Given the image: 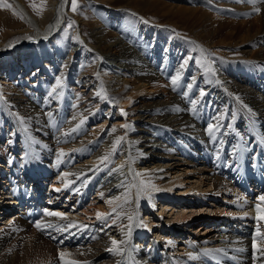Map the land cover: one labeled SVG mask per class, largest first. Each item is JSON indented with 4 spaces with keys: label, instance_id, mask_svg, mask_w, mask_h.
Instances as JSON below:
<instances>
[{
    "label": "bare ground",
    "instance_id": "obj_1",
    "mask_svg": "<svg viewBox=\"0 0 264 264\" xmlns=\"http://www.w3.org/2000/svg\"><path fill=\"white\" fill-rule=\"evenodd\" d=\"M9 1L35 30L16 32L13 38L18 40L0 44V78L4 81L0 82V264H264V257L253 249L255 236L256 247L264 250V201L260 199L264 196V171L258 173V167L264 165V146L252 144L258 154L251 166L244 161L240 143V138H247V131L257 141L264 137V94L247 79L253 68L256 73L264 71V0L255 4L196 0L199 3L184 9L183 15L180 6L168 11L178 18L191 15L200 24L193 33L199 43L178 35L180 21L152 24L141 13L101 4L92 19L103 22L106 29L93 32L96 43L87 45L89 48L79 33L83 19L68 11V0H50L45 11L47 25L40 24L42 20L23 0ZM127 1L151 8L158 3ZM104 3L117 4L112 0ZM239 15L243 20H238ZM65 16L73 20V37L78 34L88 54H84L80 78L71 68L66 72L80 49L61 59L65 75L57 76L60 91L51 94L43 86L51 72L43 77L38 69L47 66L48 70V46ZM108 28L116 29L117 34ZM139 38L147 50L157 49L153 59L167 56L159 72L153 65H144L146 60L138 55ZM107 39L112 42L107 44ZM248 45L261 47L252 52L244 48ZM162 46L168 53L158 51ZM210 49L227 56L240 53L249 62V70L242 64L241 69H232L225 59L213 60L208 55ZM58 53L53 54L54 62L61 56V51ZM93 56L102 61L93 65ZM218 72L224 74L225 81ZM189 73L193 75L188 77ZM24 76L39 78L38 90L23 93L25 101L15 95L17 83L10 82L14 77L22 82ZM196 77H206L202 90L216 94L215 99L206 101V110L191 109L198 89ZM82 83L85 92L76 90ZM165 87H171L170 91H164ZM142 88L151 91V98L140 99ZM158 90L167 91L164 99ZM9 91L8 98L16 101L2 96ZM36 91L39 102L35 101ZM70 94L78 103L69 106ZM129 102V109H123ZM52 109L70 117L57 119ZM129 112L133 115L130 129L122 127L128 124L125 115ZM108 116L120 119L117 126L103 128L101 121L92 131L86 128ZM64 123L67 131L60 128ZM209 125L214 129L211 133ZM5 138L11 139L7 145ZM118 138L122 139L114 149ZM219 139L224 143L215 150ZM233 139L237 141L226 143ZM203 143L208 148L199 149ZM221 151L236 154L238 166L226 168L219 158ZM76 158L79 164L73 165ZM252 167L259 178L253 179L255 189L249 191L251 186H246L239 190V177L247 178ZM29 168L34 174H28ZM40 173L52 176L51 181L47 184ZM72 181L76 191L69 186ZM94 199L95 203L91 202ZM198 201L207 205L214 201L218 206L199 212L194 204ZM78 205L84 209L75 211ZM46 211L60 213L63 218L47 216ZM97 213L105 215L97 219ZM200 215L202 220L197 218ZM112 240L118 242L119 253L108 251ZM241 248L244 251H238ZM61 252L65 253L63 259Z\"/></svg>",
    "mask_w": 264,
    "mask_h": 264
},
{
    "label": "rangeland",
    "instance_id": "obj_2",
    "mask_svg": "<svg viewBox=\"0 0 264 264\" xmlns=\"http://www.w3.org/2000/svg\"><path fill=\"white\" fill-rule=\"evenodd\" d=\"M102 1V2H101ZM108 0H77V3H78V9H77V11H75V12H73L72 10H71V0H68L67 1V4H68V11L70 12V13H72V15L74 14V16H76L77 18H82L83 19V22H82V24L80 25V30H79V33H80V37L82 38L81 40H83L84 41V45L87 47V48H89L90 46L92 47V46H94V44L96 43V41H95V39H94V37L92 36L93 35V32L94 31H98V30H100V29H106V27L104 26V23L102 22V23H97L96 22V19L95 20H93L92 18L94 17V15L97 13V10H98V5H100L101 6V4H103V5H105V6H108V7H113L114 9L115 8H120V7H122L123 9H119V10H122V11H124V10H126V11H134V12H138V13H141L143 16H144V20H146V21H148V22H151L152 24L153 23H169V24H167V25H170L171 24V22L172 21H175V20H177V21H180V22H178L177 23V32H178V35H180V36H185L187 39L189 38V39H191V41L193 40V41H196V40H194L195 39V37H194V35H193V33H194V29H196L198 26L200 27V24H198V23H196V22H194L195 20H193L192 18H190L191 17V15H188V17H184V18H178V16H172V15H169L168 13H171L170 12V10L173 12V11H175L176 10V6H180L179 8H181V10H180V14H181V12H182V14L181 15H183V13H185V11H183L184 9H187L188 7H191V6H193V4H198L199 2V0L198 1H189V0H157L158 1V3H157V5H156V7L154 8V7H148V6H145L144 5V7H143V4L142 3H138V2H134V5L132 6V5H130L129 3L130 2H128L127 0H112V1H115L117 4H114V3H112V5L111 4H109V3H104V2H107ZM43 2V4H44V7H43V10L42 11H40L39 12V14H37V11H34L33 10V7H31L30 5H32V4H35L36 6H37V8H39V6L41 5V3ZM23 3L25 4V6L30 10V12H32L35 16H36V18H38V19H40V20H42V23H40L41 25H47L48 24V22H49V17H46V15L47 14H45V11L47 10V8H48V6L50 5V0H23ZM127 4H129V5H127ZM142 4V5H141ZM5 5H8V6H5ZM200 5V4H199ZM132 6V7H131ZM175 6V7H174ZM104 7V6H103ZM131 7V8H130ZM140 7H141V10H140ZM143 8V9H142ZM169 11V12H168ZM168 12V13H167ZM167 13V14H166ZM174 14H175V12H174ZM44 15H45V17H44ZM170 16V17H169ZM220 16V15H219ZM176 18V19H174V18ZM243 18L244 17H242V15H239L238 16V20H243ZM170 19H173L172 21L170 20ZM192 20V21H191ZM193 23V24H192ZM41 25H38V27L40 26V28L42 27ZM104 26V27H103ZM183 26V27H182ZM171 27V26H170ZM192 28V29H191ZM102 29V30H103ZM29 30H35V27H33V26H31V27H29V26H27V24H26V19H25V17L23 16V14L16 8V7H14L13 5H12V3H11V1H9V0H0V44H2V43H7L9 40H18V39H14L13 38V36H14V34L16 33V32H23V33H26V32H28ZM57 30V29H56ZM108 30L109 31H113V32H116V34H117V31H116V29H110V28H108ZM74 23H73V20L70 18V17H68V16H65V19H64V21H63V23H62V25L59 27V30H57V31H55V34H54V40H52V42H50V44H49V46H48V50H50L51 51V53L49 54L50 56H51V60L49 61V60H46L47 61V64H48V70L46 71V69H47V66H45L44 67V70H42L41 69V67L38 69V72H40L39 73V76H45V74H48V73H50V75H48V80H44V84H43V86L45 87H47V89H48V91H50L51 90V94L52 93H56L57 91H60V89L58 90L57 88H58V83H57V81H59V79L58 80H56L57 79V76H59V75H61V76H64L65 74L64 73H62L64 70H65V68H63L62 67V63L64 62V61H62V63H61V59H63V60H66V57H70L72 54H74L75 52H77L79 49H80V51H81V53L79 54H77L76 55V57L74 56V60H71V62L69 63V67L67 68V71L66 72H70L69 70H70V68L72 69V71L74 72V73H76L75 74V76H77L78 75V77L79 76H81L80 75V73H82L83 72V68H84V66H83V61H84V57H86L87 56V52H86V50L84 49V46L81 44V41H78V34H76V37H73L74 36ZM110 32V33H111ZM54 33V32H53ZM81 33H82V35H81ZM112 34V33H111ZM108 40V41H107ZM106 40V43L107 44H110L111 42H112V40H110V39H107ZM137 41H138V47L136 46V50H137V52H138V55L140 56V58H144V60H146L145 61V63H144V65H146V66H152V67H154V71L155 72H159L161 69H163V67H164V63H165V59H167V56H160V57H158V58H156L155 57V59H153V55H154V53H155V50H157V49H154V52L153 51H151L152 50V48L151 49H148L147 50V46L146 47H144V46H142L141 44H139L141 41H140V38H139V40L138 39H136ZM197 43H199L198 41H196ZM144 43V42H143ZM89 47H88V46ZM137 45V44H136ZM142 46V47H141ZM209 46H211L212 47V45H209ZM141 47V48H140ZM150 47H152V44L150 45ZM259 47H261V46H253V45H248V46H246V47H244L246 50H249V51H251L252 50V52H255L256 51V49L258 48L259 49ZM55 49H56V51H55ZM141 49V50H140ZM214 49V48H213ZM212 49V50H213ZM255 49V50H254ZM58 50L59 51H61V56L58 58V60L56 61V62H54L53 61V54H56V56H58L59 55V53H58ZM145 50H147V51H145ZM167 49L166 48H164L163 46L162 47H158V51H160V52H162V54H164V52L165 53H168L167 51H166ZM211 49H210V52H208V55L210 56V57H212L213 58V60H224L225 59V62H227V63H230L231 64V68L232 69H236V68H238V69H241V67L239 66V64H242V65H245V67H246V69H248L249 70V68H248V66H247V63H249V62H247V60H245L244 59V57H242L241 55H240V53H237V54H230V55H228L227 56V54H225V52L224 53H222V54H219V53H216V52H214V50L212 51ZM148 51H150L149 53H148ZM223 51V50H222ZM58 53V54H57ZM86 56H85V55ZM145 55V56H144ZM224 55V56H223ZM81 56H83V57H81ZM150 56V57H149ZM63 57V58H62ZM95 57V58H94ZM92 58V61H91V63H93V65L94 64H99L101 61H102V58H100V59H98L96 56H93V57H91ZM47 59H49V58H47ZM60 59V60H59ZM81 61H80V60ZM105 59V58H104ZM227 59V60H226ZM148 60V61H147ZM213 60L211 61V62H213ZM106 61H109L108 59H106ZM111 61V60H110ZM160 61V62H159ZM74 62V63H73ZM154 62V63H153ZM253 62V61H252ZM254 63V62H253ZM92 65V66H93ZM50 66V67H49ZM253 68V67H252ZM69 69V70H68ZM198 69H200V67H198ZM255 68H253L252 69V71H251V73L249 74V75H247V76H249V78H247V76H245L244 77V79L245 78H247L248 79V81H250L249 83H254V85L256 86V88L262 93V94H264V71H262L261 70V72L260 73H256L255 72V70H254ZM43 71H45L44 73H43ZM234 71L235 70H232V72L234 73ZM33 71L32 70H30V73H32ZM92 72V71H91ZM191 72V71H190ZM202 72V71H201ZM200 72V73H201ZM43 73V74H42ZM93 73H94V71H93ZM219 73V75L223 78V81H225V79L224 78H226L225 76H223L224 74H222L221 72H218ZM253 73H255V74H253ZM63 74V75H62ZM191 74L193 75V73H189V76L188 77H191ZM252 74V75H251ZM38 75V74H37ZM0 76H2V75H0ZM255 77V78H254ZM24 79H23V81L22 82H20L19 81V78H16V77H14V79H12L10 82H16L17 83V85L16 86H14V88L13 89H17L18 91H16L17 92V94H15V95H17V96H19V97H21L20 99H22V100H26V98H27V96H25L23 93H25V92H33L32 90H38L39 89V85L37 84V81H38V79H37V77H36V79L34 80H32L31 78H29V79H27V76H24L23 77ZM80 78V77H79ZM84 79V78H83ZM250 79V80H249ZM2 79L0 78V82H4V81H1ZM40 80H42V79H40ZM198 80V81H197ZM261 81V82H258V81ZM25 81H28V83H26ZM206 82H207V78L206 77H203L202 79H200L199 77H196L195 79H194V83H195V85H196V87L198 88V89H196V92L194 93L195 95H193V97H194V99H192V101H193V104H192V107H191V109L193 108V107H195V109H197V108H199V107H201L203 110H206V101L207 100H213V99H215V97H216V94L214 93V92H212L211 93V91H210V89L208 90H206V91H203L202 89H204L205 87H206ZM27 84H29V86L27 85ZM47 84V85H46ZM85 84V83H84ZM83 83L82 84H80L79 86H78V88L76 89L77 91H79V92H85V90L87 89V88H85L83 85H84ZM2 84L0 83V86H1ZM22 85V86H21ZM55 85V86H54ZM18 87V88H17ZM208 87V86H207ZM11 88V89H12ZM170 88L171 87H169V88H167V87H165L164 88V91L165 90H167V91H170ZM9 90H10V88H9ZM14 90V91H15ZM24 92H23V91ZM84 90V91H83ZM164 91H162V90H158V93H161V95H163V96H161V99H164L165 97H166V94H167V91H166V93L164 92ZM140 94H141V96H140V99L141 100H143V99H149V98H151V95H152V93H151V91H149L148 90V88L146 89V88H142L141 90H139L138 91ZM201 92H203L204 93V95L203 96H201ZM11 93V91H9L8 93H7V95H5L6 94V92H4L3 94H2V96L7 100V101H16L17 99H14V98H11V99H9L8 98V95ZM163 93V94H162ZM31 94V93H30ZM197 94H198V96H197ZM39 95V96H38ZM23 96V97H22ZM36 96V97H35ZM135 96H136V94H135ZM25 97V98H24ZM34 97H35V101L36 102H39V99H41L40 98V94H37V91H36V93L34 94ZM212 97V98H211ZM32 98H33V95H32ZM38 100H37V99ZM203 98V99H202ZM206 98V99H205ZM44 99V98H43ZM67 100H69L70 102H69V106L72 104V103H76V102H74V97L70 94L69 95V98L67 99ZM201 100V101H200ZM202 102V103H201ZM78 103V102H77ZM196 103V104H195ZM131 104H132V102H131ZM130 102H129V104H127L126 106H124L123 107V109H129V107H130ZM205 104V105H204ZM223 105V104H222ZM222 105L220 106V108L222 107ZM194 109V110H195ZM54 109H52V111H53ZM68 110V109H67ZM193 110V111H194ZM208 110H210L209 108H208ZM45 112L44 113H46V110H44ZM55 111V110H54ZM212 111H214V112H216L217 113V111L215 110V108H213V110ZM17 112V111H16ZM18 116L19 115H22L21 113H19V112H17L16 113ZM58 114V111H55V115H57ZM59 114H60V116H59ZM58 115H57V119H60V118H64V116L66 115V112H64L63 114L60 112ZM132 113H127L125 116V121H127L128 122V124H127V127H128V129H130L131 128V126H132V117H133V115H131ZM45 115V114H44ZM66 117L68 118V117H70V116H68V115H66ZM120 118V117H119ZM62 120V119H61ZM104 121V126H103V128H106V127H110V126H117V124H116V122L117 121H120V119H112L111 118V116H108V117H101V118H99L98 119V123L97 124H94V123H91V124H89L88 125V127H86V128H88V130L89 131H92V127H95L96 125H98V127H99V125H101V123ZM115 123V124H114ZM114 124V125H113ZM91 125V126H90ZM65 126V127H64ZM67 124L66 123H64V124H62V125H60V128H61V130H63V131H67ZM243 127H244V129H246L247 127H246V124L244 123L243 124ZM176 133V132H175ZM174 132H172V134H175ZM252 132H250V131H247L246 132V134H247V138H240V143H241V145H242V147L244 148V153H245V163L246 164H249V165H254V164H256V161H257V151H255L253 148H252V144L254 143V142H257L258 143V146H264V137L262 136V139H260L259 137V140L257 141L256 140V136L252 133ZM167 134V133H166ZM245 135V134H244ZM220 136L221 137H223V131L221 132V134H220ZM226 137H228V136H226ZM245 137H246V135H245ZM94 139H97L98 138V135H96V136H94L93 137ZM10 140L11 139H9V140H7L6 138L3 140V143L5 144V145H7L8 144V142H10ZM43 140H46V139H43ZM237 141V139H233V141H227L226 143L227 144H233V143H235ZM221 143H224V142H221V140L219 139V140H217L216 141V145H215V150H218L221 146H220V144ZM57 144H59V141H57ZM203 147V149H206V148H208V146H205V144L203 143V145H199V149L200 148H202ZM202 151V150H201ZM255 153V154H254ZM17 155H20V153H19V151L16 153ZM216 155H218V154H216ZM213 158H216L215 156H212ZM219 158H220V161H222L225 165H226V168H232V167H234V168H236L237 166H238V161H237V155L236 154H228V153H224V152H222L221 151V155L219 156ZM222 158L224 159V161L222 160ZM78 161V159L76 158L75 159V163L73 164V165H78L79 164V162H77ZM219 161V162H220ZM217 162V161H216ZM219 162H217V163H219ZM38 168H40L39 166H37ZM253 168V167H252ZM41 169V168H40ZM262 170L264 171V165H263V167L262 168H259L258 167V173L259 172H262ZM263 173V172H262ZM41 174V173H40ZM41 178H44L46 181H47V184L51 181V179H52V176H48V175H43V174H41V176H40ZM73 184H74V181H72V183H70V187H72V189H73ZM255 188H253V187H251L250 188V190L249 191H253ZM240 190V189H239ZM258 190H260V187L258 188ZM73 191H76L75 189H73ZM207 193H204V195H206ZM201 195V194H200ZM94 196H96L95 194H94ZM195 196V195H194ZM207 196V195H206ZM188 197V196H187ZM207 199H208V197H206ZM97 200V199H96ZM95 199L93 200V201H91V202H94L95 203V201H96ZM203 199H201L200 201H202ZM84 201H86L87 203L89 202V200L86 198V199H84ZM200 201H198V202H196V203H194L195 204V207H196V209L197 210H199V212H204V210L206 211V209L208 210V208L210 209V208H212L213 206H218V202H217V204L214 202V201H211V203H209L208 205H207V203H202V202H200ZM182 202H184V201H182ZM209 202V201H208ZM87 203H83L84 205L86 204L87 205ZM90 204H92V203H90ZM98 204V203H97ZM204 204H206V205H204ZM219 205H221V204H219ZM80 206L78 205V206H75V211H79L78 210V208H79ZM197 207H202V208H197ZM207 207V208H206ZM215 208V207H214ZM80 209L82 210V209H84V207H80ZM202 209V210H201ZM221 209V208H220ZM64 210H65V208H63V210L61 211V213H63L64 212ZM212 216V215H211ZM213 217H215L214 215H213ZM212 217V218H213ZM199 220H202L203 219V216L202 215H200V216H198L197 217ZM146 219V218H145ZM27 222V221H26ZM28 223V222H27ZM214 224V223H213ZM7 226V225H6ZM195 226V228H197L198 226H199V224H196V225H194ZM151 229H153V228H151Z\"/></svg>",
    "mask_w": 264,
    "mask_h": 264
},
{
    "label": "snow or ice",
    "instance_id": "obj_3",
    "mask_svg": "<svg viewBox=\"0 0 264 264\" xmlns=\"http://www.w3.org/2000/svg\"><path fill=\"white\" fill-rule=\"evenodd\" d=\"M246 2L251 3V4H255L257 2V0H246ZM5 6H8V5H5ZM30 6L33 7V10L34 11H37V14H39V12L43 10L44 4L42 2L41 5L39 6V8H37V6L35 4H32ZM77 9H78L77 0H71V10L73 12H75V11H77ZM254 10L257 13L260 11L259 8H255ZM181 67H183V65ZM178 79H179V76L174 77L173 80H172V83L175 84ZM57 83L59 84L60 82L57 81ZM189 87H191V85H189ZM203 95H204V93L201 92V96H203ZM249 111L251 112L252 110L249 109ZM252 114L255 115V113H252ZM122 127H127V125H122ZM213 130H214L213 129V126L212 125H209V128H208L209 133H211ZM121 139L122 138H118L117 139L116 143L113 145V148L114 149L116 147V144H118ZM105 159H106V157H105ZM137 175H139V174H137ZM57 191H59V189ZM116 199H119V197H117ZM260 199L262 201H264V196H261ZM109 203H112V201H109ZM257 208L259 209V206H257ZM45 215H47V216H58V217L63 218L62 217V214H60V213H53V212H47L46 211L45 212ZM96 215H97V219H101V218L104 217L105 214L97 213ZM245 215H247V213H245ZM129 219H131V217H129ZM36 227L38 229H40L41 226H40V224H37ZM48 227H51V225H48ZM257 235H259V232L257 233ZM112 245H113L112 248L108 249V251H110V252H117V253H119L121 251V249L118 246V242L116 240H112ZM253 249H254V253L258 252L261 257H264V250H261V249H259V248L256 247V237L255 236L253 237ZM216 251L223 252V249H217ZM238 251H241L242 252V251H244V249L241 248V249H238ZM64 256H65V253L61 252L60 253L61 259H63ZM189 256H190V258H194V257H191V253H189ZM67 264H76V262L75 261H69V262H67Z\"/></svg>",
    "mask_w": 264,
    "mask_h": 264
}]
</instances>
